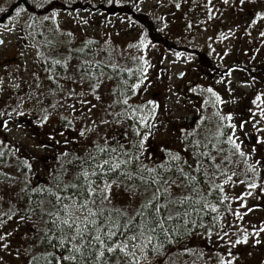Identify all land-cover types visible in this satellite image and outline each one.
<instances>
[{"label": "rangeland", "instance_id": "obj_1", "mask_svg": "<svg viewBox=\"0 0 264 264\" xmlns=\"http://www.w3.org/2000/svg\"><path fill=\"white\" fill-rule=\"evenodd\" d=\"M32 1L0 0V8L6 10L0 12V18H5L7 21L0 26V39L5 41L4 45H0V113H11V117L0 115V121L7 122V130L0 126V142H2L1 146L5 142V146H12L19 149L17 152H22L17 155L15 152L8 153L10 156H7V161L13 165L10 166L11 170H8L18 179L15 184H12L13 186L8 184V187L0 182V199L5 200L0 201V213L8 211L10 205L14 210L25 208L23 198L28 196V192L24 191L23 193L20 185L23 183L26 186V181L29 190L48 188L49 186L54 188L56 184L54 176L60 171V163L56 160L59 153L67 149L76 155L84 156L91 148V141L97 138L95 133H89L87 138L79 136L80 129L88 121L80 115L87 106H81L77 102V97L65 100L64 93L48 94L49 89L55 88V85L48 80L47 75L52 72L56 73L58 77L66 74L59 67L55 70L51 69L46 74L45 69L48 68V64L43 63L44 57L56 54L45 46L46 39L51 40L54 36L69 39L66 35L60 36L55 32L56 23L59 24L60 32L73 33L71 47L77 48L78 43L89 39L95 42L93 45H95L94 50L97 55L93 59L107 63L110 60L109 56H112L111 62L118 65L116 74H120L125 79L124 85L127 87L125 93L129 97L130 104L135 106L146 100H154L159 105L157 118L162 121L164 126L161 127L158 124V131L146 142L144 161L154 159L160 163L166 159L165 149H168L186 155L191 163L193 148L184 139L180 129H184L186 132L198 129L199 135L195 139H202L205 134L215 132L218 119L214 114L219 112L225 117L229 113L232 115L230 122L227 120L223 122V130L226 129L229 133L228 124L235 123L238 126L240 122L245 121L244 118L247 119L249 116V110L255 111L256 106L252 104V101L256 94L264 91V78H254L242 72H236L228 78L214 80V82L212 79L201 78L194 70L196 57L190 53L192 47H198L201 51H206V54L209 53L211 57L219 60L220 65L224 63L223 68L231 67L229 64L242 63L260 69L264 65V37H261L259 33L264 31V21L251 27L249 24L254 18V13L264 11V0H246L243 6L239 5V0H228L227 4L224 3V0H211L210 3L209 0H112L116 4L121 2L134 5L135 9L142 14L140 17L145 23L144 26L140 24L137 26L147 28L157 41V32L166 36L168 40L166 44L163 43L164 41H158L154 45L150 44L151 40L143 35L145 41L143 46L140 45L142 36L139 34V28L133 24V17L117 16L110 10L112 2L109 0H63L64 4H71L74 9L67 6L73 10H69L63 15L59 13L55 22L43 21V17L39 18L40 14H37V9H43L48 5V8L51 9L52 4L60 2L59 0H51L50 3L47 0H34L35 4L39 2L43 4V7H37L36 10L31 11L29 3ZM86 4L91 6L85 8ZM177 4L179 7H176ZM17 6L26 9L20 23H17L15 18ZM99 10L102 13L97 12ZM70 12L79 16V22H74ZM48 14L46 13V15ZM29 16L37 21L38 26L33 29L25 25L22 30L21 23L25 21L27 24L32 23L27 19ZM83 21H87V23ZM5 25L13 27V31H5ZM229 29L232 31L229 32ZM40 31H43V36L38 34ZM29 33L32 35L29 36ZM33 44L36 47H33ZM129 45H135V47H129ZM183 47L187 50H184ZM38 52H43L44 56H38ZM58 52L67 55L63 48L58 49ZM177 53L180 55L177 56ZM141 56L148 61L147 65H144L143 60L140 59ZM76 63L77 60L73 54L68 75L72 74ZM145 67H147V72L144 75L147 76V80H144L136 93L132 94L129 88L142 79L141 73ZM128 68L132 69L131 74L121 71V69ZM112 79L103 77V83L97 90L101 97L100 101L88 94L87 83L81 86L63 80L60 82L64 84L65 92L67 88L72 87L78 93H85V98L96 105L92 111L91 119L98 122L101 118L113 120V117L108 116L105 111L114 100L113 92L116 83ZM182 87L190 90L195 88L196 91L191 90L186 97H182ZM208 88H212L224 103L216 102L215 97L207 91ZM39 93H43L39 97L44 108H47L50 113L48 121L43 125L40 122L37 124L26 122L25 116L16 115V112L21 108V99H25L24 103L28 105L31 104L30 102L36 104L35 97ZM53 103L57 105L55 107L57 112L49 107ZM214 103L215 106H213ZM72 104L76 105L75 112H72L68 107ZM121 110L122 106L119 107V105H114L111 109L114 112ZM191 115L192 120L189 122ZM61 117H67V121H71L73 126L68 127L67 121L62 120ZM200 117H205V120L201 121ZM129 123L130 121L124 120L117 124L113 120L111 125H101L100 136L107 134L119 139L122 132L126 130L129 133L127 147L131 142L132 134ZM70 129L73 131L74 138L77 139L75 142L77 146L72 148H70L71 143L64 144L66 139L64 134L60 135ZM250 129L251 125L245 124L244 132L248 133L247 136L240 131L239 127L236 129V135L240 141H243L242 148L245 151H249L253 144L251 138L253 134ZM49 136H54L56 140L60 141V144L53 143L49 140ZM39 144H46L47 147H34ZM185 147L188 148L187 154L183 151ZM228 147L231 148L230 145ZM223 155L220 153L217 156L218 163ZM25 159L32 165L30 171L23 164ZM231 159L233 165H238L241 169L245 168L243 164L245 163L246 172L243 173V177L238 176V179L231 178L230 181L224 182L222 187L227 192V199H220L225 205L223 210L220 206H216L217 212L210 213L205 217L206 220L201 223L203 227L199 225V228L204 230L205 234L210 235V239L212 238V248L209 251L204 247L203 249L199 248L200 250L191 253L193 258L189 254V258L186 260L189 261L188 264H218L219 258L226 256L228 251H231L237 258L234 264H264V232H260L258 237L252 235L254 229L264 228V157L261 156V149L258 147L256 153L248 158L247 162L238 156H232ZM255 160H260V165L257 172L253 174L248 171V165ZM58 164L59 168H56L55 165ZM73 171L74 169H69V177ZM221 181L223 182L224 179ZM252 182L258 185L254 189L247 186ZM111 195V206L114 207L130 208L136 207L139 203V198L130 197L124 191L123 185L119 189L116 186L113 187ZM38 196L44 198L47 194L37 192ZM37 197L36 199H38ZM238 197L241 199H237ZM213 217H217V219L213 220ZM0 219L3 217L0 216ZM23 222L13 216L12 220L5 222L4 228H0V232L4 229L12 232L8 238L9 247L0 249V257H2L0 264H27L23 250L31 244L33 228L30 226L32 229L29 232L30 230L25 227ZM240 229L247 230L249 233L247 243L237 244L233 247L227 244V238L223 240L218 238L223 236L224 232H228L229 236L235 239L240 234L238 231ZM25 234L29 238L28 241L23 239ZM256 239L260 240L259 244L254 242ZM198 244L196 243V245ZM196 245L193 248L197 247ZM17 249L20 250L19 256L16 255ZM162 254L160 251L155 255L149 253L150 264H158V260L163 257ZM109 264L112 262L110 261ZM144 264H148V261H145Z\"/></svg>", "mask_w": 264, "mask_h": 264}, {"label": "snow or ice", "instance_id": "obj_2", "mask_svg": "<svg viewBox=\"0 0 264 264\" xmlns=\"http://www.w3.org/2000/svg\"><path fill=\"white\" fill-rule=\"evenodd\" d=\"M47 2L50 3L51 0H47ZM210 2L211 0H209ZM224 3L227 4L228 0H224ZM245 3L246 0H239L240 6ZM35 7H43V4L38 3ZM176 7L179 5L177 4ZM5 11L4 8H0V12ZM25 12L26 9L22 7L17 6L15 8L17 23L23 20ZM58 15L57 11H52L50 15L43 17V21L55 22ZM27 19L31 20L32 23L27 24L26 21L21 23L22 30L25 25L33 29L38 26L33 17L29 16ZM261 21H264V11L254 13V18L249 26H254ZM83 22L87 23V21ZM4 28L7 32L13 31V27L8 25H5ZM231 31L229 29V32ZM55 32L59 33L60 36L66 35L69 39L54 36L51 40H45V46L56 53L51 57H44L43 63L49 65L45 72L48 74L52 68L59 67L66 74L58 77L56 73L52 72L47 75L48 80L55 85V88L49 89L48 94L64 93L65 100L77 97V102L81 106H87L80 115L88 121L80 129L79 136L87 138L89 133H95L97 138L91 141V148L84 156L76 155L67 149L61 151L56 157L60 163V171L54 176L56 180L54 188L52 186L32 188L34 193H46L49 198L38 200L35 206L28 204L23 210H14L13 206L10 205L8 211L0 213V216L3 217L0 219V228H4L5 222L12 220L13 216H16L20 221H30L32 216H36L43 227L37 228L33 221L34 236L29 248L35 245H46L47 248L53 249L52 252L45 251L43 254L44 264H109L110 261L112 264H121V261L123 264H144L145 261L150 264L149 253L155 255L163 249L165 242L172 243L174 237L178 235L177 229L175 227L169 228V224L181 222L186 226L195 225L197 221L189 219V209H192L197 215L204 210H210L212 213L217 212L216 205L208 202L206 196L210 195L213 189L223 193V187L213 182L217 175L222 176L224 182L231 180L227 172L221 170L222 164H232V156L244 158L247 162L248 158L256 153L258 147L261 149V156L264 157V107H262L264 105V91L258 92L252 101L256 108L255 111L249 110L250 119L240 122L238 126L235 123L228 124L230 132L226 136V145H230V149H225V141L220 138L225 136L222 131L223 122L225 120L230 122L232 115L229 113L225 117L217 112L214 114L218 119L215 132L205 134L202 139H195L199 135L198 129L187 132L180 129L184 139L193 148L191 163L180 152L165 149L166 159L149 166L144 163L146 142L149 137L156 134L158 124L161 127L164 126L162 121L157 118L159 105L154 100H146L134 106L129 103V97L126 93H121L118 89L114 90L113 95L116 96V99L107 106L105 111L108 116L113 117L117 124L124 120L130 121L131 142L126 147L129 136L126 130L122 132L119 139L107 134L100 136V126L111 125L113 120L105 118H101L98 122L92 120V111L96 105L85 98L84 92L78 93L75 88L69 87L65 92V86L60 81L81 86L87 83L88 94L100 101L101 97L97 90L103 83L105 68H111L115 72L118 65L112 63L111 60L105 63L101 60L81 58L97 55L90 47L95 42L89 39L82 40L79 48H73L71 47L72 32L66 34L60 32L58 23L55 24ZM38 34L44 35L43 31ZM28 35L31 36L32 34L29 33ZM259 35L264 37V31H261ZM144 42L142 37L140 45L143 46ZM4 44V39H0V45ZM33 47L36 45L33 44ZM129 47H135V45H129ZM60 48L67 52L66 56L58 52ZM73 53L76 54L77 63L73 67L72 74L68 75ZM37 55L44 56V53L38 52ZM176 55L179 56L180 53ZM140 59L143 60L144 65L148 64L143 56ZM121 71L132 73L131 68L121 69ZM146 72L147 67L141 73L142 79L130 86L129 91L132 94H135L144 80H147V76L144 75ZM33 75L36 76L35 73ZM181 75L183 74L181 73ZM108 78L111 79V77ZM191 90L196 91L195 88ZM207 91L215 97L216 102L224 103L212 88H208ZM41 95L43 93H39L35 97L37 103H41L39 99ZM114 105L122 106V110L119 112L111 111ZM56 106L55 103L49 105L52 108ZM68 107L72 112L76 111L75 104L68 105ZM42 112L43 115L38 117L41 125L46 123L50 116L47 108L42 109ZM0 115L11 117V113H0ZM16 115L23 116L25 113L17 111ZM61 119L67 121V117H61ZM200 120L204 121L205 117H200ZM245 124L251 125L250 130L253 134L251 138L254 140L249 151L242 148L243 141H240L236 135L237 127L245 136L248 135L247 132H244ZM0 126L7 130L6 121H0ZM67 126L72 127V122L67 121ZM60 135L63 136V133ZM189 137L192 139H188ZM49 140L57 145L60 144V141L56 140L54 136H49ZM69 143L71 142L67 139L64 140L65 145ZM217 144L221 146L218 147ZM34 147L44 148L47 145L39 144ZM210 148L215 150L216 155L212 154ZM183 151L187 154L188 148L185 147ZM220 153H224V155L218 163L217 156ZM23 164L29 171L31 170L32 165L27 159L23 161ZM259 165L260 160H255L248 165V171L255 174ZM69 169H74L70 177L68 175ZM232 175H235V172ZM66 179L67 182H65ZM27 183L26 181V187ZM113 185L118 189L123 185L124 191L130 197L133 199L138 197L137 206L130 208L111 206ZM247 186L254 189L258 185L252 182ZM25 190L26 188L21 189L22 192ZM247 194L250 195L251 193ZM224 199L226 200L227 197L225 196ZM237 199L241 198L238 197ZM45 203L47 207H45ZM197 204L199 208L193 207ZM248 210L251 211V209ZM215 219L217 217H213V220ZM200 226L203 227L202 224ZM238 231L240 234L235 239H232L228 232H224L223 236L218 238L222 240L227 238V244L233 247L237 244L247 243L249 238L247 230L240 229ZM260 232H264V228L254 229L252 235L258 237ZM11 235L12 232L7 231V229L0 232V249L9 247L8 238ZM23 239L28 241L27 234L24 235ZM254 242L259 244L260 240L256 239ZM56 248H61L63 251L57 255ZM16 255H20L19 249L16 250ZM236 259V256L228 251L226 256L219 258L218 264H234ZM34 262L39 264V257L33 256L29 264H34Z\"/></svg>", "mask_w": 264, "mask_h": 264}, {"label": "trees", "instance_id": "obj_3", "mask_svg": "<svg viewBox=\"0 0 264 264\" xmlns=\"http://www.w3.org/2000/svg\"><path fill=\"white\" fill-rule=\"evenodd\" d=\"M60 2L56 3V4H52V8L49 9L48 6H45L43 9H37V14L39 13V18H42L44 16H46V13H49L48 15L51 14L52 11H57L60 14H64L67 13L69 10H73V6H71V4H64L63 0H59ZM39 3V2H38ZM37 3V4H38ZM118 3V2H117ZM40 4V3H39ZM64 4V5H63ZM83 4V1H82ZM112 8L110 9L113 13L117 14V16L123 17V16H129V18L133 17V21L135 24V26H139L142 25L144 26V21L142 20V18L140 17V15H142L141 13H139L134 5L132 4H127V3H118L116 4V2L112 1ZM35 1L33 0L31 3H29V8L31 11L36 10L37 7H35ZM67 6L73 8V9H69ZM90 4H86L85 8L90 7ZM104 7V6H103ZM102 7V8H103ZM101 8V9H102ZM87 10V9H86ZM88 11V10H87ZM102 13L100 10L97 11ZM72 19L74 20V22H79V16L74 13V12H70ZM86 13V12H85ZM59 14V15H60ZM1 16V15H0ZM38 16V15H37ZM43 20V18H42ZM5 22V18H0V26L2 24H4ZM137 26V27H138ZM139 28V27H138ZM140 30V35L143 37V35L146 38H149L151 40L150 44H154L157 43L158 41H164L163 43H168V40L166 38V36H162L161 34H159L157 32V36H158V41L155 38V36H153L152 34L149 33V30L147 28H139ZM158 30V29H156ZM171 40V39H169ZM81 46V42L78 43V47L79 48ZM93 48V51L95 52L94 48L95 45L90 46ZM184 50H187L186 48L183 47ZM206 51H201L200 48L198 47H192V51L190 53H192L193 57L195 58V62L194 65L196 66L194 68L195 71H197V74L203 78H207V80L212 79V81L214 82V80H219V79H224V78H228L230 77L232 74L236 73V72H242L244 74H246L247 76H251L254 78H264V65L258 69L255 67H251L250 64H229V66L231 67H226L223 68V66H225V64H221L220 62H218L219 60H216V58L211 57L208 54L205 53ZM75 56L76 54L73 53ZM110 60L112 59V56H109ZM81 58H87V59H93V56L89 55L86 57H81ZM113 61V60H112ZM50 63V62H49ZM49 67V65H48ZM57 68V67H56ZM56 68H52V69H56ZM105 73L106 75L104 77L108 78L111 77L113 78L112 80L116 83V87L114 90H119L121 93H125L127 87L124 85V77H122L120 74H116V72H114L112 69H107L105 68ZM103 79V78H102ZM109 79V78H108ZM110 80V79H109ZM182 92L183 95L182 97H186L188 93L191 92L190 89H186L182 87ZM114 96V95H113ZM33 98V97H32ZM75 98V97H74ZM40 99V97H39ZM114 99H116V96H114ZM21 108H19V111H22L23 113H25L26 117V122H35L36 124L39 123L38 117L43 115L42 109H44V105L41 103H33L30 102L31 104L28 105L26 103H24V100L21 99ZM36 100V99H35ZM41 100V99H40ZM37 102V101H36ZM121 107V106H119ZM56 111V108H52ZM57 112V111H56ZM24 117V118H25ZM245 120L249 119V116H247V119L244 118ZM29 120V121H28ZM25 122V123H26ZM29 123V124H30ZM34 123V124H35ZM222 131L225 133L224 137H221L220 139L222 141H225L224 143V147L226 150L230 149L228 147V145H226V136L227 134H229L226 129H222ZM230 132V131H229ZM64 134V138H66L68 141L71 142V146L72 147H76L77 143H75L77 141V139L74 138L73 136V131L70 129L67 132H62ZM252 142L254 143V140L252 139ZM5 142L3 144V146H1L0 143V182H2V184H6L8 187V184L13 186L12 184H15L18 177L16 175H12L11 171H9L8 169L11 170V165L10 163H8V157L10 156V154L12 152H15L16 155L18 153H22L17 152L16 148L12 147V146H5ZM217 146H221L220 144H217ZM213 155H216L215 150L214 149H209ZM10 152V154H8ZM14 154V153H13ZM224 154V153H222ZM182 155V154H181ZM182 156H186V155H182ZM187 158V157H186ZM145 164H148L149 166H153L155 164H158L154 159H148L146 161H144ZM244 164V169H241L240 167H238V165H233L232 164H227L221 165V170L223 171H229L227 172L228 175H230L231 178H235L238 179V176L243 177V173L246 172V164ZM13 166V165H12ZM56 168H59V164L55 165ZM231 169V171H230ZM6 172V173H4ZM235 172V175H232V173ZM224 178L219 175H217V177L215 178V180L213 181L216 184H220L221 186H223L224 181L222 182L221 180H223ZM113 187H115V185H113ZM20 188L25 189V191L28 192V196H25V198H23V201L25 203V207L28 206V204H31L33 206H35V202H37L40 199H47L49 197L45 196L44 198H40L39 196L37 197V192H33L32 189L29 190V187L25 186L23 183L22 185H20ZM224 191L223 193H219L218 191H216L215 189L212 190L210 195L206 196V199L208 202L215 204L216 206H220V208L223 210V207L225 205L222 204V202L220 201V199L224 200V197L227 195L225 188H223ZM24 193V192H23ZM31 197H33L34 199H32ZM36 197L38 199H36ZM0 201H5L3 199H0ZM45 207H47V204H45ZM193 207L195 208H199V205H194ZM116 208H125V207H119L116 206ZM127 208V207H126ZM226 209V208H225ZM189 219L190 220H195L197 221V223L195 225H184L181 222H176L175 224H169L168 227L172 228L175 227L177 229L178 235L174 237L173 242L172 243H164V247L163 249L160 250L161 253H163V257L158 260L159 262H157L158 264H188L189 261H186L189 258V254L191 255V257L193 258V255L191 253L196 252L200 249L206 248V250H210L212 248V238L210 239V235L205 234L201 228H199V225H201V223H203V220H206L205 217L207 215H209L210 210H204L203 212H200L199 215H197L195 212L192 211V209H189ZM33 221L35 222V225L37 228L43 227V225L41 224L40 220L36 217V216H32L30 221H24V225L26 228H28V230H30L29 232H31V227ZM33 236H34V232L32 230ZM163 239V238H161ZM31 243H32V239H31ZM196 243H199L198 245H196ZM197 246L195 248H193L194 246ZM200 248V249H199ZM25 249H28V251H25ZM23 251L25 253L26 256V260H27V264H29V261L32 259L33 256L39 257V264H44V260H43V254L45 253V251L47 252H52L53 249L52 248H47L46 245H35L34 247H26ZM63 251V249L61 248H56L55 252L57 253V255H59L61 252ZM188 253V254H187ZM191 258V259H192ZM35 264V262H34Z\"/></svg>", "mask_w": 264, "mask_h": 264}, {"label": "water", "instance_id": "obj_4", "mask_svg": "<svg viewBox=\"0 0 264 264\" xmlns=\"http://www.w3.org/2000/svg\"><path fill=\"white\" fill-rule=\"evenodd\" d=\"M191 120H192V116H190V118H189V122H191Z\"/></svg>", "mask_w": 264, "mask_h": 264}]
</instances>
